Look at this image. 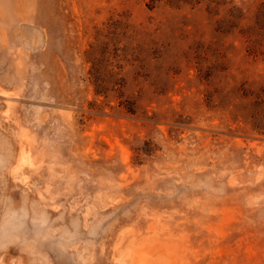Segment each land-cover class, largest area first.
<instances>
[{
    "label": "rangeland",
    "instance_id": "1",
    "mask_svg": "<svg viewBox=\"0 0 264 264\" xmlns=\"http://www.w3.org/2000/svg\"><path fill=\"white\" fill-rule=\"evenodd\" d=\"M143 256L264 264V0H0V264Z\"/></svg>",
    "mask_w": 264,
    "mask_h": 264
},
{
    "label": "bare ground",
    "instance_id": "2",
    "mask_svg": "<svg viewBox=\"0 0 264 264\" xmlns=\"http://www.w3.org/2000/svg\"><path fill=\"white\" fill-rule=\"evenodd\" d=\"M142 249V248H141ZM136 254H137V252H136ZM131 256V255H130ZM136 256V255H135ZM141 257V256H140ZM147 257H149L148 255H147ZM147 257L146 256H143L141 259H139L140 261V263L141 264H157V261L155 262V261H152V260H149V259H147ZM155 257V256H154Z\"/></svg>",
    "mask_w": 264,
    "mask_h": 264
}]
</instances>
